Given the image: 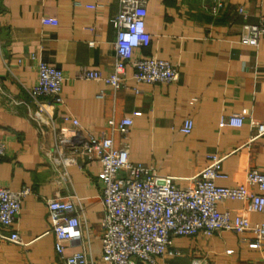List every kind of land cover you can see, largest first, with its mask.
<instances>
[{
  "label": "crops",
  "instance_id": "crops-1",
  "mask_svg": "<svg viewBox=\"0 0 264 264\" xmlns=\"http://www.w3.org/2000/svg\"><path fill=\"white\" fill-rule=\"evenodd\" d=\"M221 2L214 9L213 0H148L151 43L136 49L134 57L168 60L180 77L172 83L138 82L128 64L126 87L114 88L76 74L82 66L104 75L113 70L118 0H0V140L6 146L0 181L11 190H31L12 229L2 231H17L22 243L0 238V264H63L46 206V199L58 191L76 203L83 231L81 243L68 244L66 254L85 251L91 264H102L101 165L75 154L68 182L58 184L57 168L46 151L55 147L61 130L67 136L76 131L107 135L116 147L125 141L132 162L172 176L180 186L208 164L212 153L225 156V176L216 180L218 185L242 183L252 168L264 171V135L253 139V122L264 120V34L257 45L242 42L248 26L264 16V0ZM93 4L97 6L89 7ZM44 17L56 18L58 24H44ZM41 61L64 73L61 103L42 98L39 105L30 95ZM240 113L245 114L242 126L220 124L222 116ZM67 115L79 125L65 121ZM125 117L133 120L127 140L118 130ZM187 118L193 129L185 134L181 127ZM244 204L226 200L218 209L233 217ZM263 218L257 212L250 215L253 224ZM254 238L250 231L176 237L160 261L262 264L264 244L255 246Z\"/></svg>",
  "mask_w": 264,
  "mask_h": 264
},
{
  "label": "built area",
  "instance_id": "built-area-1",
  "mask_svg": "<svg viewBox=\"0 0 264 264\" xmlns=\"http://www.w3.org/2000/svg\"><path fill=\"white\" fill-rule=\"evenodd\" d=\"M148 0H118L119 12L113 18L116 29V62L113 70L104 75L99 70L82 66L76 76L83 79L102 80L114 88L126 87L124 76L126 66L131 64L134 78L138 82L172 83L180 77L177 66L165 59L150 55L134 57L136 49H145L151 43V35L146 28ZM214 9L222 7L221 0H213ZM97 5H89L96 7ZM243 11V10H242ZM44 24L57 25L56 18H42ZM264 34V16L257 24L249 25L242 36V42L257 45ZM65 76L61 69L43 61L38 64V77L29 92L33 100L49 98L61 103ZM136 92L139 89L134 88ZM103 92L99 97H103ZM13 101V99L11 100ZM17 101L14 100L13 103ZM40 109L34 117L38 118ZM78 126L79 121L70 116L63 117ZM245 122V114L222 116L220 124L240 127ZM113 120L109 124L113 125ZM133 125L131 117L118 123L124 140H127ZM256 134L253 139L264 135V120L254 123ZM193 129V120L187 118L181 132L188 134ZM6 154V146L0 140V161ZM75 154H83L89 159H97L101 165L102 196L104 207L102 218V264H163L167 250L173 246L176 237L213 236L223 231L253 232L254 244H264V218L260 223H252L254 212L264 216V171L250 169L242 183L232 186L218 185L216 180L224 177L222 169L225 156L209 154L208 164L185 186H180L172 176H162L153 168L134 163L129 158L127 142L120 147L114 145L110 136L95 137L76 131L71 136L61 130L53 149L46 151L58 172V184H66L68 167L75 163ZM29 186L11 190L0 181V238L22 243L17 231L4 234L17 221L23 199L30 193ZM226 200H241L244 206L231 216L229 211H220L218 205ZM51 232L55 238V249L63 264H91L85 251L66 254L68 244L81 243L80 210L72 199L63 197L59 191L46 199ZM264 264V261L263 263Z\"/></svg>",
  "mask_w": 264,
  "mask_h": 264
}]
</instances>
